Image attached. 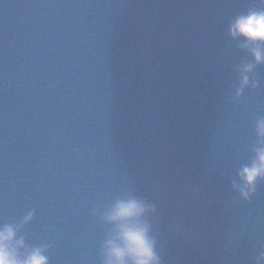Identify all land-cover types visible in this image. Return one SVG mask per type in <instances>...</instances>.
<instances>
[{
	"label": "water",
	"instance_id": "obj_1",
	"mask_svg": "<svg viewBox=\"0 0 264 264\" xmlns=\"http://www.w3.org/2000/svg\"><path fill=\"white\" fill-rule=\"evenodd\" d=\"M260 0H0V224L34 211L49 264H103L97 210L136 196L162 264H257L264 178L234 184L264 117L228 25ZM23 251V250H21ZM264 264V262H262Z\"/></svg>",
	"mask_w": 264,
	"mask_h": 264
},
{
	"label": "clouds",
	"instance_id": "obj_2",
	"mask_svg": "<svg viewBox=\"0 0 264 264\" xmlns=\"http://www.w3.org/2000/svg\"><path fill=\"white\" fill-rule=\"evenodd\" d=\"M260 3L264 4V0ZM228 34L233 39L243 38L241 47L252 57L251 62H243L238 69L235 96L240 97L245 89L259 86L253 74L257 65L264 64V7L250 8L236 15L229 22ZM254 132L258 138L252 149L254 155L239 169L240 183L234 184L246 200L255 191L257 182L264 178V117L256 118ZM155 211V204L136 196L119 198L106 209L97 210L95 214L113 226L102 242L103 264H162L152 225L145 219ZM34 215V211H28L15 222L0 224V264H49L46 251L51 245L29 246L24 235L18 236ZM256 262H264V251L256 257Z\"/></svg>",
	"mask_w": 264,
	"mask_h": 264
}]
</instances>
